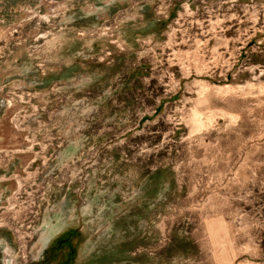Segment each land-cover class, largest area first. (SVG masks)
I'll return each mask as SVG.
<instances>
[{
    "label": "rangeland",
    "instance_id": "1",
    "mask_svg": "<svg viewBox=\"0 0 264 264\" xmlns=\"http://www.w3.org/2000/svg\"><path fill=\"white\" fill-rule=\"evenodd\" d=\"M0 94V264H264V0H0Z\"/></svg>",
    "mask_w": 264,
    "mask_h": 264
},
{
    "label": "bare ground",
    "instance_id": "2",
    "mask_svg": "<svg viewBox=\"0 0 264 264\" xmlns=\"http://www.w3.org/2000/svg\"><path fill=\"white\" fill-rule=\"evenodd\" d=\"M51 4H52V2H50ZM53 3H57V2H53ZM59 4V3H58ZM61 5V4H60ZM51 6H53L54 7V5L52 4ZM56 6V5H55ZM58 10V9H57ZM56 11V10H55ZM54 40H56L57 41V37H54L53 38ZM2 94V93H1ZM0 94V149L1 148H4L3 146H5L4 145V143L5 142H7V145H8V143H10V142H19L20 141V139L18 140V138H16V140L14 139V141H12V137L13 138H15V136H16V133L18 132H15L17 129H18V127H17V129L16 130H14V125H15V123L11 120V118H10V115H11V112H12V110L14 111V108H15V101L13 100V99H10V98H8L7 99V108L4 110V106L2 107V104H1V101H3L2 99V95ZM9 96V95H8ZM14 113V112H13ZM12 113V114H13ZM17 136H18V134H17ZM28 137V136H27ZM20 138V137H19ZM25 139V138H24ZM18 140V141H17ZM22 142V141H21ZM13 143V144H14ZM16 144V143H15ZM14 144V145H15ZM18 144H20V143H17V145ZM12 145V144H11ZM17 145H15V146H17ZM20 145H22V144H20ZM9 146V145H8ZM11 147V149H12V147H14L13 145L12 146H10ZM15 148H18V147H15ZM22 148V147H21ZM19 183V182H18ZM18 183H16V184H18ZM15 184V185H16ZM20 184V183H19ZM14 185V186H15ZM17 186V185H16Z\"/></svg>",
    "mask_w": 264,
    "mask_h": 264
}]
</instances>
